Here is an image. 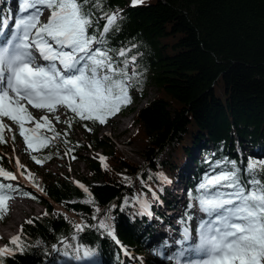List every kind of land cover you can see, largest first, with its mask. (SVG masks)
Wrapping results in <instances>:
<instances>
[{"label":"trees","instance_id":"trees-1","mask_svg":"<svg viewBox=\"0 0 264 264\" xmlns=\"http://www.w3.org/2000/svg\"><path fill=\"white\" fill-rule=\"evenodd\" d=\"M1 1L5 14L11 15L8 0ZM103 7L122 16L119 31L109 34V46H137L129 55H137L141 83L130 90L132 103L117 116L134 114L137 129L132 139L141 137L146 142L147 166L132 163L99 137V129L112 125L116 116L105 125H90L92 131L83 126L90 122H73L70 129L63 123L65 130H56L61 137L39 157L50 154L52 158L44 162L49 164L56 157L54 146L65 152L72 149L68 157L87 164L88 174L80 182L89 188L94 204L83 203L87 195L69 180L46 181L42 194L19 185L18 196L42 205L44 212L30 218L34 223H22L28 247L24 253L6 258L5 264H80L82 261L53 250V245L63 250L61 238L91 249L95 255L83 260L91 264H156L137 257L148 251L156 224L172 225L166 213L177 210L176 202L167 198L169 183L162 182L160 174L179 185L183 168L191 164L193 173L187 180L179 221L183 230L187 227L197 234L193 232L195 208L189 207L194 203L189 194H196L216 162L234 160L244 169L250 158L264 160V0H144L135 7L131 0H103ZM104 23L100 20L101 27ZM150 88L157 90V96L138 108ZM76 125L88 134L86 144L103 151L107 170L100 159L79 157L88 146L73 137ZM13 142L17 143L16 138ZM6 145L0 144V148L4 150ZM169 146L175 153L172 161H162L161 154ZM0 167L14 174L15 169L1 153ZM127 198L135 203L132 208H125ZM138 199L149 203L151 216L140 214ZM45 212L49 215L44 216ZM8 217L9 213L0 221L4 223ZM100 220L111 224L119 244L96 227ZM70 221L92 227L73 240L76 233ZM161 250L157 248L154 257H162Z\"/></svg>","mask_w":264,"mask_h":264},{"label":"snow or ice","instance_id":"snow-or-ice-1","mask_svg":"<svg viewBox=\"0 0 264 264\" xmlns=\"http://www.w3.org/2000/svg\"><path fill=\"white\" fill-rule=\"evenodd\" d=\"M143 2L131 0V5ZM18 10L22 15L13 21L14 26L0 19V144L7 143L5 131L12 133L14 125L31 159L43 165L52 156L31 153L50 147L61 137L53 121L69 129L73 122H90L83 125L88 131L93 130L90 125H105L132 103L130 90L141 83L142 73L137 71V55H129L135 44L119 49L109 46V34L119 31L122 16L118 11H105L103 0H21ZM45 11L49 13L46 20L42 19ZM97 12L101 14L97 16ZM100 20L105 21L102 27ZM62 115L66 117L63 120ZM11 139L15 141V134ZM71 151L67 149L65 155ZM105 161L106 157L101 156L100 162L107 170ZM16 165L18 169L25 167L18 158ZM0 178L17 179L3 167ZM158 178L170 183L163 174ZM25 179L38 191H45L36 183L35 174L29 172ZM2 180L0 220L9 213L13 193L19 190ZM125 180L130 183L127 177ZM75 183L88 197L83 203L94 204L89 188L79 181ZM24 195L36 199L29 193ZM189 195L194 201L189 207H198L207 218L201 219L195 239L184 228L181 243H192L167 259H176V264H181L180 257L185 258L184 264H264V160L250 158L244 169L234 160L217 161L212 173L199 183L196 194ZM137 202L140 214L151 215L146 200ZM70 223L76 233L73 240L92 227ZM96 227L120 243L106 220H100ZM60 243L63 250L57 245L52 246L53 250L70 260L79 262L95 255L91 249L72 245L65 238ZM27 247L21 225L20 233L0 247V264L24 253Z\"/></svg>","mask_w":264,"mask_h":264},{"label":"rangeland","instance_id":"rangeland-1","mask_svg":"<svg viewBox=\"0 0 264 264\" xmlns=\"http://www.w3.org/2000/svg\"><path fill=\"white\" fill-rule=\"evenodd\" d=\"M21 0H8V5L11 9V15L5 14L3 9L4 3L0 0V19H7L9 21V27L14 26L13 21L20 17L22 14L19 12V4ZM48 12L45 11L42 19L46 20L48 16ZM26 15V13L24 14ZM157 96V90L155 88L149 89L148 98L145 101L140 102L139 106H144L147 102L151 101ZM35 115H40L37 113L36 110H32ZM65 116H61V119H65ZM130 118H132V114H127L125 116H116L112 120V125L110 126H103L100 130L99 137L110 146H114L118 149L129 161L138 165V166H147V158L148 153L146 151V142L143 138L139 137L136 139H132L136 134V126H127L129 123ZM7 123L11 124L10 121H6ZM56 130L64 131L65 128L63 127V123H56L53 121ZM130 124V123H129ZM13 132L9 133L6 131L7 136V145L5 149L0 148V153L4 154V157L8 159V161L13 166L14 174L16 175L17 179L15 181H11L14 183L15 186H26L35 191L38 194H42V192L38 191L36 187L32 185L31 182L25 179L29 172L35 174L36 183L43 188L44 183L46 181H50L52 179H61L69 180L72 183L76 184V181L80 182V178H83L88 174V167L82 161H73L65 155V151L61 149V147L57 146L53 147V150L56 153V157L53 161L49 164L38 165L32 159L29 153L25 150L26 146L23 143V139L18 135V132L15 130V126L13 125ZM15 134V138L17 143L13 142L11 136ZM73 137L79 142H85L89 139L88 134H86L82 129L81 126L76 125L73 128L72 132ZM131 142V144L129 143ZM88 149L85 151L80 152L79 157H93L100 159L103 156V151L98 150L95 151L89 144H86ZM41 152V151H40ZM40 152H33L31 155H36L37 157L40 156ZM156 155L160 154V152L156 151ZM174 149L169 146L165 149V151L161 154V160L171 162L172 157L174 155ZM17 158L19 159L20 163L23 164L25 167L22 169H18L16 165ZM189 166V165H188ZM24 173L22 176L21 173ZM193 173L191 168V164L188 168H183L182 170V179L178 184L169 183L166 187L167 198L169 200H173L176 202L175 208L177 209L174 214L166 213L167 215L171 216L169 219L172 222V225L177 227L178 230H183L182 223L179 221V216L181 215L183 202L185 200V191L187 189V180ZM173 184V185H172ZM175 195V196H173ZM14 199L10 201V211L9 217L7 218L6 222L0 221V247L5 246L8 244L10 239L20 233V228L24 221L32 218L33 216H38L43 214L44 208L37 204L36 202L32 201L31 199L24 198L18 196L17 192L13 193ZM86 200V199H85ZM128 201L127 204L124 206L125 208H132L135 203L131 201L129 198L126 199ZM84 201V200H83ZM162 206H165L163 202H161ZM160 206V205H159ZM194 218L195 220L192 222L193 232L198 231V226L201 223V219H206L207 217L198 210V207H194ZM164 212V211H163ZM14 214V224L11 227H8L7 224L11 220V217ZM151 216V215H150ZM172 225H161L156 224L157 232L153 235L149 245L148 251L144 253V255L139 256L140 260H153L156 264H176V259H167V257L172 256L175 257L176 253L180 251L182 248H187L188 243H181L182 241V234L174 231ZM163 234V235H162ZM192 237L195 239L197 234L190 232ZM160 236V237H159ZM158 238V239H157ZM171 247H174V251L171 250ZM162 249V257H154L153 252L157 249ZM133 256L134 255H130ZM142 257V258H141ZM181 264H184L185 258L180 257ZM87 264V263H82Z\"/></svg>","mask_w":264,"mask_h":264},{"label":"bare ground","instance_id":"bare-ground-1","mask_svg":"<svg viewBox=\"0 0 264 264\" xmlns=\"http://www.w3.org/2000/svg\"><path fill=\"white\" fill-rule=\"evenodd\" d=\"M143 106H140V107H138V108H142ZM130 121H131V127L133 126H136V125H134V114H132V118H130ZM135 128V127H134ZM136 129H137V126H136ZM14 224V214H13V216L11 217V220L9 221V223L7 224V226L8 227H11L12 225ZM163 235V234H162ZM160 237V236H159ZM158 239V238H157ZM171 250H173L174 251V247H171ZM193 258H195V257H193Z\"/></svg>","mask_w":264,"mask_h":264}]
</instances>
